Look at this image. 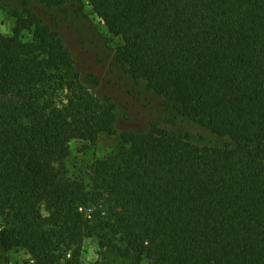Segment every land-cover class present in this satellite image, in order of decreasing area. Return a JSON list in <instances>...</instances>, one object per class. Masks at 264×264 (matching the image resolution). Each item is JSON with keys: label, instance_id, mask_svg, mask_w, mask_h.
<instances>
[{"label": "trees", "instance_id": "obj_1", "mask_svg": "<svg viewBox=\"0 0 264 264\" xmlns=\"http://www.w3.org/2000/svg\"><path fill=\"white\" fill-rule=\"evenodd\" d=\"M87 2L118 64L220 143L152 124L71 175L70 145L114 136L115 108L56 31L15 12L0 33V250L79 264L94 239L143 264H264V0Z\"/></svg>", "mask_w": 264, "mask_h": 264}, {"label": "rangeland", "instance_id": "obj_2", "mask_svg": "<svg viewBox=\"0 0 264 264\" xmlns=\"http://www.w3.org/2000/svg\"><path fill=\"white\" fill-rule=\"evenodd\" d=\"M31 13L56 31L73 55L74 68L82 81L100 100L111 103L116 112V134L99 135L95 144L73 142L67 169L81 175L95 159L113 154L120 144V134L147 131L152 124L187 131L199 144H216L203 129L174 119L164 102L140 80L133 79L115 59L121 42L113 36L92 12L87 0H65L58 7H48L41 0H0V33L9 36L14 26L13 14ZM28 38V36L26 35ZM174 122V123H173ZM201 135L203 139H199ZM220 143V142H219ZM29 256L24 250H0V264H25ZM137 262V263H136ZM60 264H65L63 260ZM79 264H143L133 256L124 258L97 241L85 242Z\"/></svg>", "mask_w": 264, "mask_h": 264}]
</instances>
